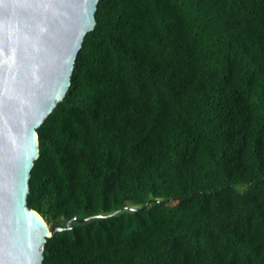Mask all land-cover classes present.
I'll use <instances>...</instances> for the list:
<instances>
[{"label": "trees", "instance_id": "1", "mask_svg": "<svg viewBox=\"0 0 264 264\" xmlns=\"http://www.w3.org/2000/svg\"><path fill=\"white\" fill-rule=\"evenodd\" d=\"M37 129L42 264H264V0H98Z\"/></svg>", "mask_w": 264, "mask_h": 264}, {"label": "water", "instance_id": "2", "mask_svg": "<svg viewBox=\"0 0 264 264\" xmlns=\"http://www.w3.org/2000/svg\"><path fill=\"white\" fill-rule=\"evenodd\" d=\"M98 0H0V264H42L64 227L27 204L37 129L65 95Z\"/></svg>", "mask_w": 264, "mask_h": 264}]
</instances>
